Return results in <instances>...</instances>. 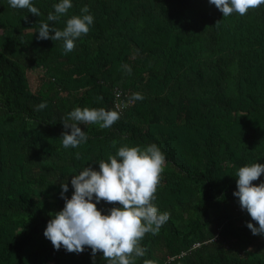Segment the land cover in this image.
Returning <instances> with one entry per match:
<instances>
[{"label": "trees", "instance_id": "1", "mask_svg": "<svg viewBox=\"0 0 264 264\" xmlns=\"http://www.w3.org/2000/svg\"><path fill=\"white\" fill-rule=\"evenodd\" d=\"M59 2L33 0L35 16L0 0V264H93L88 246L57 251L44 236L65 206L61 183L71 199L73 175L99 171L122 146L151 144L166 157L155 204L171 217L145 235L136 264H264V235L247 228L258 222L233 195L239 168L264 164V4L224 18L209 0H72L54 26L84 6L94 24L65 55L63 41L38 39ZM115 91L145 99L108 129L81 124L87 142L65 149L62 118L76 107L117 110ZM113 207L123 206L97 205L104 215ZM95 264H107L102 252Z\"/></svg>", "mask_w": 264, "mask_h": 264}, {"label": "clouds", "instance_id": "2", "mask_svg": "<svg viewBox=\"0 0 264 264\" xmlns=\"http://www.w3.org/2000/svg\"><path fill=\"white\" fill-rule=\"evenodd\" d=\"M8 3L13 9H27L35 16L41 15L33 0H8ZM209 3L227 18L233 13L243 17L249 9L258 10L264 0H209ZM53 8L54 13L48 14V21L53 22V26L41 22L38 39L63 41V54L67 55L75 50L78 39L89 34L94 17L88 14L89 7L84 6L82 14L71 16L66 21V27L60 30L54 24L73 8L72 0H60ZM123 67L130 75L131 67ZM143 99L145 97L141 93H133L128 103ZM46 107L47 104L42 102L35 106V110L41 111ZM121 116L118 110L76 107L62 118L65 128L63 147L75 149L87 142L88 136L82 131L81 124L108 129L119 122ZM112 146L116 147L115 142ZM75 158L80 159L81 154L77 152ZM165 161L164 153L156 144L146 147L125 145L115 155L110 154L107 160H100L99 171L85 167L78 175H73L71 185L74 193L71 199L65 195L69 191L67 181L61 183V198L65 200V206L57 213H50L52 219L44 236L57 251L63 246L69 253L80 254L88 246L93 264L96 255L101 252L107 264H136L147 251L142 245L145 235L158 234L171 217L170 212H158L155 204L157 189L163 187L161 173ZM261 174H264V164L254 163L239 168L236 173L238 191L233 193L238 197L241 209L258 222L259 227L251 222L246 224L253 235H264V183L253 184ZM102 201L123 207H113L108 215H104L97 209ZM144 264L153 262L145 260Z\"/></svg>", "mask_w": 264, "mask_h": 264}, {"label": "built area", "instance_id": "3", "mask_svg": "<svg viewBox=\"0 0 264 264\" xmlns=\"http://www.w3.org/2000/svg\"><path fill=\"white\" fill-rule=\"evenodd\" d=\"M120 95H121L120 91H115L116 99H118V101L115 104L117 110H120V109H122V108H124V107H126L128 105V103H126L125 101L120 100ZM181 256H183V253H181L180 256H178V257H181ZM175 258L176 257H169L168 256L166 258V261L163 264H170V262L173 261V259H175Z\"/></svg>", "mask_w": 264, "mask_h": 264}, {"label": "rangeland", "instance_id": "4", "mask_svg": "<svg viewBox=\"0 0 264 264\" xmlns=\"http://www.w3.org/2000/svg\"><path fill=\"white\" fill-rule=\"evenodd\" d=\"M28 77H29L31 86L35 87V85H37L38 83L37 74H35V72H29Z\"/></svg>", "mask_w": 264, "mask_h": 264}]
</instances>
